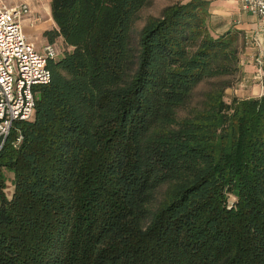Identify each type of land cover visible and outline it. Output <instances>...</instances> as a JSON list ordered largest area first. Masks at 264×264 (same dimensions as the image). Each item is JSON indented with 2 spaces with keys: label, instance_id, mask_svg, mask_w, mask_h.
<instances>
[{
  "label": "trees",
  "instance_id": "trees-1",
  "mask_svg": "<svg viewBox=\"0 0 264 264\" xmlns=\"http://www.w3.org/2000/svg\"><path fill=\"white\" fill-rule=\"evenodd\" d=\"M151 1L49 0L69 50L0 148V264H264V93L224 99L241 48L206 0L133 38Z\"/></svg>",
  "mask_w": 264,
  "mask_h": 264
},
{
  "label": "built area",
  "instance_id": "built-area-1",
  "mask_svg": "<svg viewBox=\"0 0 264 264\" xmlns=\"http://www.w3.org/2000/svg\"><path fill=\"white\" fill-rule=\"evenodd\" d=\"M241 9L258 16L264 25V0H242ZM26 3L7 6L0 0V148L16 121L29 120L34 111L35 88L51 81L49 63L58 57L53 43L36 49L22 34L21 19L29 15ZM12 141L22 139L19 129Z\"/></svg>",
  "mask_w": 264,
  "mask_h": 264
},
{
  "label": "crops",
  "instance_id": "crops-1",
  "mask_svg": "<svg viewBox=\"0 0 264 264\" xmlns=\"http://www.w3.org/2000/svg\"><path fill=\"white\" fill-rule=\"evenodd\" d=\"M206 1H208L207 23L212 33L220 34L230 29L235 30L239 41L242 42L240 71L243 78L250 79V81H247L245 91L242 90L239 96L245 98L262 95L264 89V25L261 24L258 16L241 9L242 0ZM48 20L52 21V18L49 17ZM42 25L43 22L36 25L37 29L34 33V38L39 40V43L35 44L39 49L44 41L48 42L43 36V32L48 27ZM29 42L34 45L33 41Z\"/></svg>",
  "mask_w": 264,
  "mask_h": 264
},
{
  "label": "rangeland",
  "instance_id": "rangeland-1",
  "mask_svg": "<svg viewBox=\"0 0 264 264\" xmlns=\"http://www.w3.org/2000/svg\"><path fill=\"white\" fill-rule=\"evenodd\" d=\"M171 0H152L151 4H149L148 6H146L139 14V17L135 23V30L133 32L132 37L134 38L135 35L137 34V31L140 29V27L142 26L144 20L146 19L147 16L149 15H158L160 13L161 8L168 3ZM3 2L7 5V6H13V5H17V4H21V3H27L29 5V9H30V13L29 15H23L22 16V34L24 35V37L28 40V41H33L34 42V46L36 49L37 48V44L39 43V40H37L36 38H34V33L35 30L37 29L38 24H40L41 22H43L42 26H45L47 29L43 32V36L44 38L48 41L47 36L44 35V33L46 31L51 32L52 30H54L55 28V24L53 20L49 21L48 18L51 17V12H50V2L49 0H3ZM33 24V25H31ZM41 26V25H39ZM46 42L44 41L42 45H44ZM53 43L59 54L58 57L56 58L55 61H57V59L67 50H69V48L64 45V43L62 42V39L59 36H55L54 37V41L50 42ZM36 44V45H35ZM238 46L239 48H241L240 52L242 51V42L238 41ZM240 65V63H239ZM241 66V65H240ZM257 78L259 79V77L257 76ZM262 79V76H261ZM253 80V79H251ZM257 80V79H256ZM247 81H250V79L248 80L247 78H243V76L241 75V71H240V75L238 77L237 82L234 84L233 87L227 88L224 91V99L225 100H229L232 96H237L240 97L239 94L240 92L243 90L245 91V86H247ZM259 81V80H258ZM243 88V89H242ZM264 93V89L262 90ZM251 97V96H250ZM243 98V97H241ZM247 98V97H245ZM8 179L10 180V175H7ZM12 189L11 186V181H7V191L8 193H10Z\"/></svg>",
  "mask_w": 264,
  "mask_h": 264
}]
</instances>
